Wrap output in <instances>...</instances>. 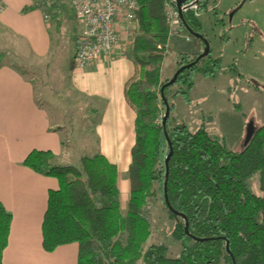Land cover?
Wrapping results in <instances>:
<instances>
[{
  "label": "trees",
  "instance_id": "obj_1",
  "mask_svg": "<svg viewBox=\"0 0 264 264\" xmlns=\"http://www.w3.org/2000/svg\"><path fill=\"white\" fill-rule=\"evenodd\" d=\"M165 1L138 0L131 46L134 72L124 86V97L136 113L125 209L116 166L102 154L81 155L76 164H54L51 151L32 150L23 164L58 181V188L48 191L42 246L51 251L76 242L77 264H99L100 257L108 264H264V125L235 151L203 127L192 132L177 123L170 129L168 117L159 123L160 104L168 105L161 94L169 86L161 91L168 80L163 81L160 71L168 40ZM207 4L203 0L197 11ZM58 7V0L45 6L52 17ZM180 24L194 40L202 41L190 33L204 37L196 11L188 10ZM199 55H182L186 61L176 68L185 66L175 79L184 86L179 93L185 101L196 73L215 77L220 68V58L210 51ZM256 173L262 195L253 193L248 183ZM155 184L175 221L171 236L181 246L176 257L168 256L164 243L149 242ZM10 222L11 214L0 202V264Z\"/></svg>",
  "mask_w": 264,
  "mask_h": 264
},
{
  "label": "crops",
  "instance_id": "obj_2",
  "mask_svg": "<svg viewBox=\"0 0 264 264\" xmlns=\"http://www.w3.org/2000/svg\"><path fill=\"white\" fill-rule=\"evenodd\" d=\"M66 1L69 0L58 1V14L52 17L40 0H0V202L11 214L7 245L2 253L3 264H77L76 242L58 245L51 251L42 246L48 191L57 189L58 181L54 176L37 173L23 164L32 150L51 151L54 164H76L81 155L100 153L116 166L123 209L129 197L127 174L136 138V113L124 97L125 83L134 72L132 43H127L126 47L122 42L128 29L122 33L123 40L111 54L99 57L88 66L78 67L73 63L77 34L70 49L64 43L62 52L65 53L59 54V27L70 19L77 26L76 20L69 16ZM217 7V0H208L204 12H213ZM202 13L197 17L203 29ZM212 27L216 29L217 26ZM173 33L169 36V47L174 63L179 61V54L193 55L205 46L193 37L187 41L183 34ZM202 34L208 41L206 34ZM208 43L211 56L216 58L218 49L211 53L213 44ZM17 44L24 47L30 58L45 62V67L52 63L61 74L67 75L66 98L77 108L79 102L85 120L82 129H88V140L80 141L79 147L65 138V129L60 127L63 123L58 122L41 101L35 81L16 65L13 53ZM48 70L47 67L46 75L53 76L54 68ZM49 82L51 95L58 96L64 90L57 88L59 82ZM98 262L108 264L101 257Z\"/></svg>",
  "mask_w": 264,
  "mask_h": 264
},
{
  "label": "rangeland",
  "instance_id": "obj_3",
  "mask_svg": "<svg viewBox=\"0 0 264 264\" xmlns=\"http://www.w3.org/2000/svg\"><path fill=\"white\" fill-rule=\"evenodd\" d=\"M66 5L69 16L76 20L70 2L66 1ZM217 5V9L213 12L203 10L200 19L203 26L201 32L206 34L208 41L213 44L211 53H214V49H218L216 55L220 58V68L215 77L204 76L201 73L194 75L189 101H185L179 93L184 89L179 82L166 87L164 92L166 101L168 106H173L168 112V124L171 129L177 123H182L192 132L203 127L211 138L224 143L230 150L239 151L244 145L248 122L253 121L254 130L260 122H264V0H217ZM211 25H216V29ZM136 26V21L130 24L124 40L123 37L120 40V42L123 40L125 46L129 42L132 43ZM77 30L78 24L76 26L71 19L68 23H62L58 32L61 52L59 54L65 53L62 52L65 48L64 43H67L70 49ZM174 31L175 29L168 26L167 45L162 52L163 58L160 62L163 81L170 79L177 66L186 61L182 59L183 54L188 59L196 54L181 53L177 63L171 60L174 55L169 47V36L174 35ZM185 33L187 32L182 31L181 35ZM15 49L13 54L16 65L35 81L40 89L38 95L41 96V101L53 113L55 119L63 123L60 127L65 129V138L69 139L73 146L79 147L80 141L85 138L88 140V129H82L85 128L82 125V121L85 120L79 102L77 108L66 98L67 75L61 74L52 63L45 67V62L30 58L21 45L17 44ZM202 51L203 49L199 53ZM47 67L48 72L54 68L53 76L46 75ZM49 80L59 82L58 89L64 88L57 94L58 96L51 95L48 91L51 85ZM164 113L165 106L161 103L159 123H162ZM248 183L253 193L262 195L257 173L248 179ZM155 193V199L150 206L149 242L164 243L169 249L168 256L176 257L180 253L181 246L171 236L175 221L169 216L159 186L157 188L156 184Z\"/></svg>",
  "mask_w": 264,
  "mask_h": 264
},
{
  "label": "built area",
  "instance_id": "obj_4",
  "mask_svg": "<svg viewBox=\"0 0 264 264\" xmlns=\"http://www.w3.org/2000/svg\"><path fill=\"white\" fill-rule=\"evenodd\" d=\"M42 6H48L53 0H40ZM203 0H166L164 14L166 23L174 32H184L180 17L188 10L196 11ZM78 24V33L74 43L73 63L78 67L92 64L103 55L111 54L119 45L122 33L136 21L138 0H69ZM48 17V15H46ZM185 40L190 35L183 34ZM159 121V120H158Z\"/></svg>",
  "mask_w": 264,
  "mask_h": 264
},
{
  "label": "water",
  "instance_id": "obj_5",
  "mask_svg": "<svg viewBox=\"0 0 264 264\" xmlns=\"http://www.w3.org/2000/svg\"><path fill=\"white\" fill-rule=\"evenodd\" d=\"M184 1H185V0H177L178 4L183 3ZM190 33H191L193 36L202 39V41H203V43H204L205 46H204V48H203V51L200 53L199 57H201V56H206V55L208 54V52H209V43H208V41L206 40V38H204L200 33H194V32H191V31H190ZM186 66H188V65H186ZM183 67H185V66H182L181 68H179V69H177V70L175 71V73L173 74V76L165 82L164 86H162L161 91L163 90V88H164L165 86L170 85V84H173V83L175 82V79H176L177 74L179 73V71H180ZM161 95H162L161 97H163V101H164V103H166V100H165V98H164V95H163V94H161ZM168 112H169V109H168V105L166 104V106H165V113H164V116H163V118H162V123H163V124H164L166 118L168 117ZM253 131H254V129H253V121H249L248 124H247V126H246L245 138H244V145L250 140ZM170 155H171V151H169V153H168L167 156L165 157L164 162H165L166 165H167V163H168V160H169V158H170ZM166 173H167V169H166ZM164 197H165V201H167L166 195H165ZM168 207H169V205H168ZM185 231L187 232V227H186V226H185ZM226 250L228 251V246H227V244H226Z\"/></svg>",
  "mask_w": 264,
  "mask_h": 264
}]
</instances>
